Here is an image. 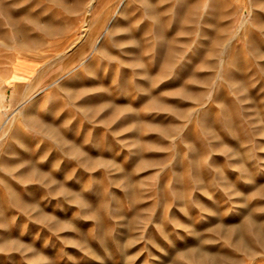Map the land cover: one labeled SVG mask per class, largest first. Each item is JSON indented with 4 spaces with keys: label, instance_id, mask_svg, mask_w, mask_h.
I'll return each instance as SVG.
<instances>
[{
    "label": "rangeland",
    "instance_id": "obj_1",
    "mask_svg": "<svg viewBox=\"0 0 264 264\" xmlns=\"http://www.w3.org/2000/svg\"><path fill=\"white\" fill-rule=\"evenodd\" d=\"M120 1L0 0V264H264V0Z\"/></svg>",
    "mask_w": 264,
    "mask_h": 264
},
{
    "label": "bare ground",
    "instance_id": "obj_2",
    "mask_svg": "<svg viewBox=\"0 0 264 264\" xmlns=\"http://www.w3.org/2000/svg\"><path fill=\"white\" fill-rule=\"evenodd\" d=\"M121 2H122V0L119 2V4L117 5V7H118V9L119 10H122V6L120 5L121 4ZM117 24V23H116ZM115 24V25H116ZM85 27V26H84ZM98 36V35H97ZM115 56V55H114ZM31 120V119H30ZM45 124V123H44ZM5 131V130H4ZM6 132V131H5ZM4 136V135H3ZM27 147V146H26ZM21 156V155H20ZM16 167V166H15ZM27 167V166H26ZM11 170V169H10ZM29 172V171H28ZM30 173V172H29ZM9 181V180H8ZM19 192V191H18ZM43 215V214H42ZM38 223H40V222H38ZM58 227V226H57ZM256 228V227H255ZM259 227H257V229H258ZM3 229V228H2ZM259 229H261V228H259ZM256 230V229H255ZM257 232V231H256ZM8 233V232H7ZM263 238V237H262ZM240 244H242L241 242H240ZM235 245V244H234ZM244 247V246H243ZM242 247V248H243ZM246 247V246H245ZM9 251V250H8ZM248 251V250H247ZM246 252V251H245ZM190 253H194L195 254V256L197 257V258H199V260L201 259V258H207L208 260H209V262L211 263V264H215V263H218L217 262V256H208L206 253H204V252H198V251H196V252H194L193 250L192 251H190L189 253H187V256H189V254ZM247 253V252H246ZM219 259V258H218ZM168 264V263H167Z\"/></svg>",
    "mask_w": 264,
    "mask_h": 264
}]
</instances>
